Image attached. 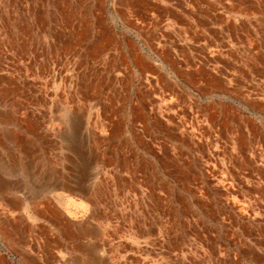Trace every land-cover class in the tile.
<instances>
[{
    "label": "rangeland",
    "instance_id": "1",
    "mask_svg": "<svg viewBox=\"0 0 264 264\" xmlns=\"http://www.w3.org/2000/svg\"><path fill=\"white\" fill-rule=\"evenodd\" d=\"M91 221L141 264H264V0H0V264Z\"/></svg>",
    "mask_w": 264,
    "mask_h": 264
},
{
    "label": "crops",
    "instance_id": "2",
    "mask_svg": "<svg viewBox=\"0 0 264 264\" xmlns=\"http://www.w3.org/2000/svg\"><path fill=\"white\" fill-rule=\"evenodd\" d=\"M56 196V194H55ZM59 201H61L59 199ZM65 214L77 215L80 209H84L74 200H65ZM13 206H16L13 204ZM87 209V208H86ZM87 212V210H86ZM85 212V213H86ZM51 226V223H48ZM61 234L67 237L60 238V243L52 249L46 250L43 255L40 253L38 258L52 259L59 264H141V254L129 242L122 239L110 240L108 233H104L100 228H94L92 221L84 223V227L76 229L63 228ZM54 237V236H53ZM55 238V237H54ZM56 242V239H54ZM72 240V245H64L65 242ZM57 263V264H58ZM56 264V263H55Z\"/></svg>",
    "mask_w": 264,
    "mask_h": 264
},
{
    "label": "bare ground",
    "instance_id": "3",
    "mask_svg": "<svg viewBox=\"0 0 264 264\" xmlns=\"http://www.w3.org/2000/svg\"><path fill=\"white\" fill-rule=\"evenodd\" d=\"M258 4V3H257ZM253 10V9H252ZM251 11V10H250ZM251 14V13H250ZM253 14H255V13H253ZM252 43V42H251ZM15 205L17 206V204L15 203ZM11 206V205H10ZM15 207V206H14ZM14 210V209H13ZM17 210V209H16ZM11 211V210H10Z\"/></svg>",
    "mask_w": 264,
    "mask_h": 264
}]
</instances>
